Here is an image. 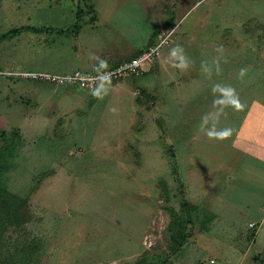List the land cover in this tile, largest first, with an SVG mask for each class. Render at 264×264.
Returning a JSON list of instances; mask_svg holds the SVG:
<instances>
[{"label": "rangeland", "instance_id": "374dc122", "mask_svg": "<svg viewBox=\"0 0 264 264\" xmlns=\"http://www.w3.org/2000/svg\"><path fill=\"white\" fill-rule=\"evenodd\" d=\"M27 26L51 31L0 43V149L16 145L0 185L27 203L0 229V264L249 259L264 165L235 136L246 103L264 102V0H0V37ZM151 52L139 76L94 91L19 76ZM183 200L199 210L179 247Z\"/></svg>", "mask_w": 264, "mask_h": 264}, {"label": "crops", "instance_id": "0c3cea01", "mask_svg": "<svg viewBox=\"0 0 264 264\" xmlns=\"http://www.w3.org/2000/svg\"><path fill=\"white\" fill-rule=\"evenodd\" d=\"M261 54V52H260ZM263 56V55H261ZM120 64V63H119ZM245 104V103H244ZM243 104V105H244ZM247 106V107H246ZM245 113L238 130L236 131L235 139L243 146L240 147L246 154H251L258 161V164L264 165V102L262 98H254L251 103H246ZM264 176V175H263ZM263 195V196H262ZM261 195L259 212L255 216L245 222H255L257 230L254 235L253 243L249 250V259L243 261L241 258L233 264H264V193Z\"/></svg>", "mask_w": 264, "mask_h": 264}, {"label": "trees", "instance_id": "16d2710c", "mask_svg": "<svg viewBox=\"0 0 264 264\" xmlns=\"http://www.w3.org/2000/svg\"><path fill=\"white\" fill-rule=\"evenodd\" d=\"M83 14H84L83 10L79 9L77 13L78 20L76 24L74 25L73 28L68 29L67 31H72L75 34L79 33L82 27L80 23L84 17ZM45 30H47L48 32L51 31L50 28H35L32 26L15 28L9 31L8 33L2 35L0 37V43L5 40L13 39L16 36H19L25 32L42 33ZM59 31L65 32L63 29H60ZM14 134H18V132L15 131ZM15 152H16V145L15 142L13 141V138H11L8 140L6 144H4L2 149H0V174L5 171L8 165L12 164V160ZM26 204L27 203L24 200H22L20 197L10 194L0 185V229H2L5 225L7 226L8 224L19 222L22 219V213L26 207ZM180 207H181V211L187 217V220L185 222L181 221L177 224L175 239L177 241V246L179 245V247L183 246L184 243L187 242L188 234L186 233V225L193 224L195 219L193 217L194 216L193 214H197L199 210V208L197 207L192 208L191 205L186 200L180 202Z\"/></svg>", "mask_w": 264, "mask_h": 264}, {"label": "built area", "instance_id": "2783aa9c", "mask_svg": "<svg viewBox=\"0 0 264 264\" xmlns=\"http://www.w3.org/2000/svg\"><path fill=\"white\" fill-rule=\"evenodd\" d=\"M154 54V52L143 54L128 61L121 62L114 68L97 70L94 73H84L82 71H75L70 75L20 73L19 76L24 77L27 80L75 85L83 90L94 91L103 83L139 76L143 70L144 63L151 60ZM0 75H2V73H0ZM209 264L218 263L215 259H211Z\"/></svg>", "mask_w": 264, "mask_h": 264}, {"label": "clouds", "instance_id": "9594fccd", "mask_svg": "<svg viewBox=\"0 0 264 264\" xmlns=\"http://www.w3.org/2000/svg\"><path fill=\"white\" fill-rule=\"evenodd\" d=\"M220 51H222V49H220ZM180 53L181 56H180V59H179V62L177 63H174L172 66L173 67H177V68H180V69H186L190 66V60L188 57L184 56L183 55V49L180 48L179 46H177L176 48H173L170 50V53L169 55L173 58L177 57V53ZM202 68H204L205 71H207V67L205 65H202ZM113 111H115V109H113Z\"/></svg>", "mask_w": 264, "mask_h": 264}]
</instances>
